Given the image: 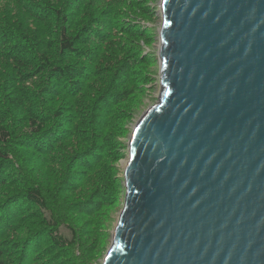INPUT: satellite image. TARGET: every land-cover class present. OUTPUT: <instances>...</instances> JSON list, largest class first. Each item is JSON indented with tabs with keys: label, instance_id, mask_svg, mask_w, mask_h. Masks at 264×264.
Masks as SVG:
<instances>
[{
	"label": "water",
	"instance_id": "95a60500",
	"mask_svg": "<svg viewBox=\"0 0 264 264\" xmlns=\"http://www.w3.org/2000/svg\"><path fill=\"white\" fill-rule=\"evenodd\" d=\"M102 264H264V0H161Z\"/></svg>",
	"mask_w": 264,
	"mask_h": 264
},
{
	"label": "trees",
	"instance_id": "16d2710c",
	"mask_svg": "<svg viewBox=\"0 0 264 264\" xmlns=\"http://www.w3.org/2000/svg\"><path fill=\"white\" fill-rule=\"evenodd\" d=\"M97 1L115 7H129L134 0ZM140 1L148 4L146 0ZM15 2L20 5L23 14L26 13L41 26V32L28 34L16 22L9 21L7 16L0 20V264L89 262L93 244L83 239L84 231L69 213L72 204L60 193L67 189L63 192L72 194L78 185L88 186L87 195L90 197L86 200V206L79 208L87 212V218L92 217L94 210L117 202L121 184L117 179L114 180L110 162L119 160L120 150L106 134L112 122L102 123L101 128L93 112L102 101L107 103L110 97L119 103L118 96L124 94L119 91L128 81L120 80L122 70L112 71L109 76L102 78L109 84V89L93 97L91 101L95 103L99 97L95 106L90 103V96L84 97L86 86L90 79L101 77L98 73L104 65L99 60V50L94 53L90 45L96 42V46L102 48V44L110 40L118 43L117 50L124 53L128 47L126 41L137 45L148 44L147 23H151L149 18L154 12L144 11L152 7L145 5L137 10L138 16L124 22L122 28H117L114 23L112 26L106 25L105 16L86 22L87 8L94 0H55L51 4L38 0ZM74 9L86 22L78 34L73 32L77 23L71 22ZM11 15L15 17L16 13ZM148 33H151L150 29ZM124 44L127 47L124 48ZM140 51L139 61H142L146 58L142 56L149 52L144 54L145 49L142 47ZM71 57L88 59L90 68L76 63L66 64L65 59ZM113 61L117 68L118 61ZM134 61L130 59V62ZM89 87L98 86L92 84ZM67 97L74 98L73 110L61 106ZM53 98L57 100L51 101ZM113 111L114 108L108 113L111 121ZM97 127L100 130L96 131ZM74 140L81 144L76 146L74 152L83 167L80 180H72L67 184L64 182L66 186L59 187L57 185L62 180L57 177L52 178L54 180L49 184L37 183L36 175L32 172L35 160L27 156L25 151L40 154L52 163L61 162L64 159L62 155L53 156L57 151L54 145H65ZM44 212L49 213L53 224L49 223ZM63 223L68 224L73 231V239L69 243L55 235ZM16 229L20 230L19 245L8 244L7 239L3 240L7 232L10 235ZM99 249L100 243L97 244Z\"/></svg>",
	"mask_w": 264,
	"mask_h": 264
},
{
	"label": "rangeland",
	"instance_id": "374dc122",
	"mask_svg": "<svg viewBox=\"0 0 264 264\" xmlns=\"http://www.w3.org/2000/svg\"><path fill=\"white\" fill-rule=\"evenodd\" d=\"M41 3L49 2L50 4L55 0H38ZM148 4L141 2L140 0H134L133 4L129 7L118 6L115 7L113 5H108L107 3L98 2L94 0V2H90L87 8L88 21H95L100 17L105 16V20H107L106 25L112 26L114 23L117 28H122L124 26V22L131 20L132 17L138 16L136 13L137 10H141V7H145V5L152 6L149 8H145L144 11H148V13L154 12L153 16L149 18V22L147 23L151 33H148L149 29L147 28V43L148 44H133L129 41L124 44V48L127 47L124 53H121L117 50L116 46L118 43L106 40L102 44V48L96 46V42H92L90 46H92L94 53L99 50V60L103 61V69L98 73V76H101L98 79L88 81V85L86 86L85 96H90V103L96 105L99 101V97L96 99V103L91 100L93 97L99 93L106 91L109 89V84L107 81L102 79L106 78L111 74L112 71H116L117 69L122 70V74L119 75L120 80L128 79L126 85H123L120 89V93H124L123 95L118 96L119 103L113 101L112 97L108 98L109 101L107 103L101 102L100 105L94 110V119L96 122L100 123V127L102 128L105 122H112V127L106 133L109 138L113 139L115 142V147H119L120 150V158L115 162H110L111 164V172L113 173L114 180H118L121 184L120 189L117 195V202L110 206H103L102 208H98L96 211L94 210L92 217L87 218V212L82 211L79 208L82 206H86V200L90 197L87 195L89 192L88 186L78 185L77 189L74 192L67 193L63 191H67V189L61 190L60 195L65 197L68 202H71L72 206L69 209V213L78 225L80 229H82L85 233L83 239L85 241L88 240L89 244H93L92 251V259L88 261H81V263L75 264H102L104 256L107 253V250L111 244L112 235L116 228L118 218L123 209L124 199H125V187L123 182V170L124 164L128 158L127 144L129 138L132 134L133 128L143 113L153 105H155L158 100V96L160 94V75H159V61H158V46H159V36L158 30L161 26V13L159 9V3L161 0H146ZM152 4V5H151ZM124 8V9H122ZM15 12L16 16L13 17L11 13ZM85 12V11H84ZM7 16V19L12 22H16L18 26H21L22 29L31 35H35L41 32L40 27L37 25L38 23L29 18L26 13H22L20 9V5L15 2V0H0V20ZM143 17H150L144 16ZM75 21L77 24L73 27L74 34H78L81 31V26L85 24V18L79 17L78 12L74 9L71 13V22ZM80 26V27H79ZM145 32V33H146ZM96 46V47H94ZM145 49V53H148L142 61H139L141 57L140 48ZM129 56V57H128ZM128 57V59H127ZM65 59L66 64L68 63H76L79 66H84L85 68H90V64L88 59L81 58H73ZM111 59V61H109ZM117 60V68L114 67V61ZM127 61L125 62V60ZM130 59H135L134 62H130ZM34 80L36 79L33 78ZM96 84L97 88H90L89 85ZM120 84V83H119ZM59 96V95H58ZM70 98V106L69 99ZM74 98L67 97L61 103V106L64 109L70 108L73 110L74 104H72V100ZM57 100L55 98L51 99ZM109 106V107H108ZM113 111L112 121L110 119V115L108 114L110 111ZM97 130H100L98 127ZM70 145V146H68ZM79 141H70L65 145L55 144L57 151L54 152L53 156L58 157L62 155L64 159L61 162L47 161L44 156H40V154L31 153V151L27 152V156H30L34 159L33 170L36 175L35 181L37 183H45L49 184L52 178L57 177L58 180H62L57 187L66 186L67 183L74 182L80 180L82 173L81 169H83L79 161L76 159V146H80ZM52 156V155H51ZM90 158V157H88ZM86 158L88 161H92ZM68 177V179H67ZM65 178V179H64ZM70 178H72L70 180ZM68 180V181H64ZM70 180V181H69ZM64 182L66 184L64 185ZM123 189V191H121ZM2 194L0 195V199ZM73 202L75 205L73 206ZM79 204V205H78ZM45 216L49 219V213L44 212ZM49 223L53 224L52 220L49 219ZM86 224V227H84ZM20 230L16 229L10 235L8 232L6 233L3 240H6L8 244L19 245L21 241V237L19 236ZM8 234V235H7ZM55 235L65 240L67 243L71 242L73 239V231L69 229V225L63 223L60 227L55 231ZM100 243V249L97 250V244ZM41 249V248H40ZM79 255V252L76 253V256Z\"/></svg>",
	"mask_w": 264,
	"mask_h": 264
}]
</instances>
